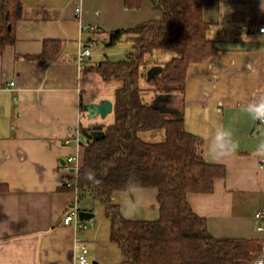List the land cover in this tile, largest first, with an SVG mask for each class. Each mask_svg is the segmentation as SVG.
<instances>
[{
    "label": "crops",
    "instance_id": "obj_1",
    "mask_svg": "<svg viewBox=\"0 0 264 264\" xmlns=\"http://www.w3.org/2000/svg\"><path fill=\"white\" fill-rule=\"evenodd\" d=\"M153 1L143 0L139 10L126 9L124 0L23 1L16 42L0 55V264H78L82 246L88 264L124 262L105 207L88 192L65 189L62 166L80 152L84 83L110 86L79 69V52L96 40L88 67L104 62L101 45L107 48L110 33L162 18ZM203 18L219 52L187 72L185 126L225 176L211 193L187 200L213 237L263 246L254 216L264 211V124L249 105L264 99V8L261 0H203ZM121 42L133 51L130 40ZM157 197L156 189H134L116 192L112 202L126 220L156 221ZM74 208L95 215L82 233L64 225Z\"/></svg>",
    "mask_w": 264,
    "mask_h": 264
},
{
    "label": "trees",
    "instance_id": "obj_2",
    "mask_svg": "<svg viewBox=\"0 0 264 264\" xmlns=\"http://www.w3.org/2000/svg\"><path fill=\"white\" fill-rule=\"evenodd\" d=\"M23 1L3 0L0 55L16 42ZM142 2L124 0L128 10H139ZM153 4L162 13L160 20L110 33L107 48L124 38L133 43L125 60L85 69L104 84L117 85L114 121L80 127L87 143L80 146L78 177L65 189L88 192L105 207L111 241L122 252V264H251L261 242L213 237L206 220L194 213L187 200L190 194L211 193L215 180L225 176L224 167L204 159L203 140L185 126L187 72L192 64L208 61L219 52L208 36L203 0H154ZM159 50H169L174 56L159 65L146 61ZM41 59L47 61L44 55ZM153 67L161 72L149 78ZM141 80L149 88L143 89ZM94 131L105 135L94 138ZM148 134H159L162 140L146 141ZM147 188L158 191L159 219L126 220L113 204V194Z\"/></svg>",
    "mask_w": 264,
    "mask_h": 264
},
{
    "label": "built area",
    "instance_id": "obj_3",
    "mask_svg": "<svg viewBox=\"0 0 264 264\" xmlns=\"http://www.w3.org/2000/svg\"><path fill=\"white\" fill-rule=\"evenodd\" d=\"M77 12H80V9H77ZM88 29L91 31L94 30L93 27H90ZM259 31L261 34H264V27H262ZM97 45L98 44L96 40H91L79 52L77 63L81 71H84L88 67L91 54L93 50L97 48ZM11 86H14V83H11ZM262 102H264V99ZM259 119L260 123L264 124V119ZM75 143L79 147V149L81 145L87 143V138L80 133V130H77L75 133ZM261 166L264 167V157L261 159ZM62 171L68 178L65 186L67 188H71L74 184V180L77 179L79 173V154L73 157H69L66 161H64ZM254 218L256 221V231L264 234V211H258L255 214ZM92 224V220L82 221L79 218V211L75 208L72 209L64 219L65 226H72L75 231L79 233L86 231ZM80 252V255L77 257V263L88 264V248L86 246H82ZM251 264H264V245L262 246L258 256L252 261Z\"/></svg>",
    "mask_w": 264,
    "mask_h": 264
},
{
    "label": "rangeland",
    "instance_id": "obj_4",
    "mask_svg": "<svg viewBox=\"0 0 264 264\" xmlns=\"http://www.w3.org/2000/svg\"><path fill=\"white\" fill-rule=\"evenodd\" d=\"M102 46V49L104 53H102V61H107L110 60L112 62H120L126 59L127 54H129L130 52H132V45H127L125 42H120L118 44H116L115 46H112L110 48H105ZM174 56V54L169 51V50H159V51H155L153 54L148 55L146 57V61L150 62V63H155V62H159L160 60L166 58V60H171V57ZM170 58V59H167ZM88 81H86L84 83V91H83V102H84V106H87L89 104H99L102 101H110L113 102L114 101V92L115 89L117 88L116 84H112L110 86H105L102 84H98L97 86H94L92 88H90L89 84H87ZM141 87L143 89H147L149 88L148 84L145 82V80H141L140 81ZM82 123L84 128L89 126V123H93L94 124H106V125H110L113 123L114 121V116L113 113L108 115L105 119H102L100 117H98L95 120H90L89 119V114L82 110ZM145 140L146 141H150V142H158L162 140V136L161 135H154V134H148V135H144ZM88 197L89 194L87 195Z\"/></svg>",
    "mask_w": 264,
    "mask_h": 264
},
{
    "label": "water",
    "instance_id": "obj_5",
    "mask_svg": "<svg viewBox=\"0 0 264 264\" xmlns=\"http://www.w3.org/2000/svg\"><path fill=\"white\" fill-rule=\"evenodd\" d=\"M161 72V68L159 67H154L149 71L148 76L149 78H152L155 74H158ZM166 97H160V100L164 101ZM84 111H86L89 114V119L90 120H95L98 117L105 119L108 115L112 114L113 112V103L110 101H102L99 104H93V105H87L84 108ZM162 112H168L166 108L161 107ZM260 122V119H258ZM104 132L103 131H94L91 133V136L94 138H103L104 137ZM94 214L87 212V211H79V218L82 221H88L94 218Z\"/></svg>",
    "mask_w": 264,
    "mask_h": 264
},
{
    "label": "clouds",
    "instance_id": "obj_6",
    "mask_svg": "<svg viewBox=\"0 0 264 264\" xmlns=\"http://www.w3.org/2000/svg\"><path fill=\"white\" fill-rule=\"evenodd\" d=\"M261 5H262V8H264V0H261ZM249 108H250L251 111H253L255 113V115L258 118L264 119V102H262L259 105H249ZM220 138H221V134L218 133L217 137H216V142L213 145L214 148L216 146H218Z\"/></svg>",
    "mask_w": 264,
    "mask_h": 264
}]
</instances>
